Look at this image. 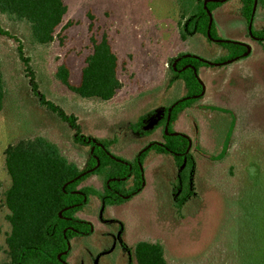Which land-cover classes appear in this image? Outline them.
I'll return each mask as SVG.
<instances>
[{"label":"rangeland","instance_id":"1","mask_svg":"<svg viewBox=\"0 0 264 264\" xmlns=\"http://www.w3.org/2000/svg\"><path fill=\"white\" fill-rule=\"evenodd\" d=\"M196 1L63 0L67 8L63 25L70 23L72 27L61 34L62 41L47 46L33 42L26 24L0 14V31L18 41L0 35V70L6 91L0 114V264L6 262L5 234L9 231L4 206V193L10 187L5 149L43 138L80 170L86 168L92 151L75 146L70 127L40 105L18 57V46L29 60L37 93L74 116L84 136L111 142L108 155L129 165L150 145L162 144L163 129L156 127L165 109L186 95L182 78L173 72L176 61L190 56L214 64L225 56L216 44L185 31L190 16L184 20L181 10L193 11ZM214 1H224L211 13L221 41L247 43L260 51L256 45L262 43L254 42L252 33L264 27V10L257 8L250 35L240 16L239 0ZM103 34L117 55L122 88L108 102L83 100L60 84L56 72L65 65L70 84L78 86L91 39H100ZM248 70L249 66L240 69L235 62L196 72L204 95L171 126L173 134L191 142L196 167L194 195L182 210L177 212L174 203L178 171L173 158L152 151L138 163L140 191L133 192L124 204L105 207L97 198H88L76 218L88 224L90 232L68 243L70 252L64 264H136L134 249L139 243L161 246L167 264H236L235 182L226 176V164L213 165L209 159L210 150L216 152L222 143L223 113L214 107L210 127L208 106L226 108L227 121L235 124L236 136L240 92L248 82ZM133 126L142 131H133ZM105 184L102 177L92 176L81 187L102 193ZM131 186L132 182L127 187Z\"/></svg>","mask_w":264,"mask_h":264},{"label":"trees","instance_id":"2","mask_svg":"<svg viewBox=\"0 0 264 264\" xmlns=\"http://www.w3.org/2000/svg\"><path fill=\"white\" fill-rule=\"evenodd\" d=\"M205 1H208L206 9L210 14L222 5L220 2L198 0L193 11L181 10L182 18L185 20L190 16L185 27L188 34H197L207 42L214 43L207 36L209 16L203 6ZM239 2L240 16L248 27L255 0ZM257 8L264 10V0H257L256 10ZM66 13L67 8L63 0H0V14L12 21L26 24L30 28L33 42L40 46L63 40L61 34L72 27L70 23L63 25ZM0 35L16 41L6 32L0 31ZM252 36L263 41L264 27L252 33ZM210 37L212 40H221L214 23ZM214 44L225 52V56L215 64L232 61L247 52V48L240 44L227 42ZM17 51L32 81L34 96L40 105L70 127L74 134L75 146L90 148L93 151L89 153L86 168L80 170L74 162L62 155L55 145L43 138L22 141L5 149L4 164L10 179V187L4 193V206L7 210L5 221L9 231L5 234L6 262L2 264H64L68 254H63L68 250V243L90 232V226L76 218L88 198H97L105 207L122 205L126 201L124 197L141 188L142 177L137 161L126 166L111 159L108 155L111 142H98L84 136L74 116L67 115L37 93L29 60L24 57L21 46H18ZM208 67L209 65L195 58L180 59L176 63L173 72L182 78L186 88L184 99L188 100L174 108L172 105L165 109L164 117L156 127L163 129V142L160 144L162 146L153 145L140 157L139 163L154 151L159 155L173 158L178 171L177 187L173 195L177 212H180L194 195L195 161L191 151L186 154L189 140L184 136H174L171 126L183 112L200 99H192L200 96L203 91L194 71ZM56 77L68 92L83 100L108 102L114 99L122 88L119 80V61L106 34L100 39H91V51L84 60L78 86L70 84V72L65 65L58 67ZM5 97V85L0 70V114ZM171 108L169 128L165 132L168 111ZM141 123L140 121V127ZM132 130L138 132L140 129L133 126ZM86 172L90 173L76 180ZM92 176L104 179L106 184L102 193L91 187H81V184ZM131 182L132 186L128 188ZM134 257L136 264H167L162 247L154 244L139 243L134 249Z\"/></svg>","mask_w":264,"mask_h":264},{"label":"crops","instance_id":"3","mask_svg":"<svg viewBox=\"0 0 264 264\" xmlns=\"http://www.w3.org/2000/svg\"><path fill=\"white\" fill-rule=\"evenodd\" d=\"M254 42L264 44V40ZM262 44L256 45L260 50L257 51L252 45L244 43L250 51L246 52L244 58L235 61L238 62L240 69L247 70L249 66L248 82H244V89L240 92L237 135H234L235 124L227 121L226 108L210 105L208 109L211 112L207 111L210 127L214 107L223 113L220 117L223 124L222 143L219 144L216 152L210 150L212 154L209 155V159L213 165L226 164V176L235 182L238 205L236 264H264V45ZM226 66L228 65L218 67ZM209 67L217 68L210 65ZM192 107L186 111H190ZM213 137L210 136V140Z\"/></svg>","mask_w":264,"mask_h":264},{"label":"water","instance_id":"4","mask_svg":"<svg viewBox=\"0 0 264 264\" xmlns=\"http://www.w3.org/2000/svg\"><path fill=\"white\" fill-rule=\"evenodd\" d=\"M209 1L220 2V3H223V2H224V1H214V0H209ZM207 2H208V1H205V2L203 3V6H204V9H205V11L207 12V14H208V16H209V26H208V32H207L208 39H209L210 41L214 42V43H224V41H221V40H219V41L212 40L211 37H210V31H211V27H212V24H213V20H212L211 14H210V13L207 11V9H206V4H207ZM256 6H257V0H255V5H254V8H253V13H252V19H251V22H250V24H249V26H248V30H249L250 35H251L252 21H253V18H254V15H255V11H256ZM256 40L258 41L259 39H256ZM227 43H228V42H227ZM232 44H239V43H232ZM240 45H243V44H240ZM243 46H245V45H243ZM245 47L247 48V53H249V51H250L249 48H248L247 46H245ZM245 55H246V54H245ZM245 55H243L242 57L236 58V59H234V60H232V61H229V62H226V63H221V64H210V63H207V62H205V61H203V60H200V59H197V58H195V59H197V60H199V61H201V62H203V63H205V64H207V65L218 67V66H224V65H229V64H231V63H234L235 61L244 58ZM185 58H194V57L185 56V57H183L182 59H185ZM178 61H179V60H177L176 63H177ZM176 63L174 64V69H175V65H176ZM194 75L197 77L195 71H194ZM202 88H203V87H202ZM203 95H204V89H203V91H202V93H201L200 96H198V97H194V98H192V99H198V98H201ZM185 100H188V98L179 101L178 103H176L175 105H173L172 108H174V107L177 106L179 103H181V102H183V101H185ZM172 108L168 111V118H167V123H166V126H165V132H167V131H168V128H169L170 115H171V110H172ZM167 135H169V134H167ZM173 135H174V136H181L180 134H173ZM153 145H159V146H162V145H160V144H152V145H150L149 147H147L146 149H144V150L138 155V157H137V159H136V161H137L138 163L140 162V157L142 156V154L145 153L147 150H149ZM190 149H191V142L189 141V148H188V151L186 152V154L190 151ZM92 151H93V150H92ZM92 151H91V152H92ZM111 159H113V160H115L116 162H119V163H121V164H124V165H126V166H129L127 163H124V162H122V161H119V160H117V159H115V158H113V157H111ZM98 165H99V163H98ZM90 172H91V171H90ZM90 172H86V173L82 174V175H81L80 177H78L76 180L80 179L81 177L85 176L86 174H88V173H90ZM130 173H131V169H130ZM139 191H140V190H137V191L134 193V195L137 194ZM130 197H131V195L128 196V197H124L123 199H124V200H128ZM83 203H85V199H84V202H83ZM69 252H70V246H69V244H68V250H67V252L64 253L63 255H67V254H69ZM61 256H62V255H61ZM61 256L58 257V260H60V257H61Z\"/></svg>","mask_w":264,"mask_h":264}]
</instances>
